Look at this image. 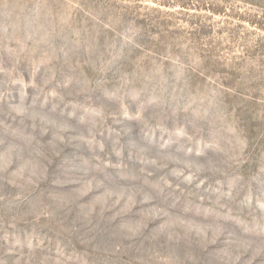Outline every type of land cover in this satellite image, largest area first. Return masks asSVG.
I'll use <instances>...</instances> for the list:
<instances>
[{
  "label": "rangeland",
  "instance_id": "obj_1",
  "mask_svg": "<svg viewBox=\"0 0 264 264\" xmlns=\"http://www.w3.org/2000/svg\"><path fill=\"white\" fill-rule=\"evenodd\" d=\"M0 264H264V0H0Z\"/></svg>",
  "mask_w": 264,
  "mask_h": 264
}]
</instances>
